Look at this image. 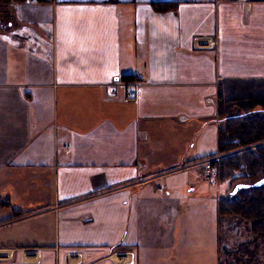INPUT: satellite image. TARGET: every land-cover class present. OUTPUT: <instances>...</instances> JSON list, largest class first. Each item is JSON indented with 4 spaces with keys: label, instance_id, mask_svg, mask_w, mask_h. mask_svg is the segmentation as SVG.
<instances>
[{
    "label": "crops",
    "instance_id": "obj_1",
    "mask_svg": "<svg viewBox=\"0 0 264 264\" xmlns=\"http://www.w3.org/2000/svg\"><path fill=\"white\" fill-rule=\"evenodd\" d=\"M0 12V264H223L178 232L172 176L220 156V82L264 79V0Z\"/></svg>",
    "mask_w": 264,
    "mask_h": 264
},
{
    "label": "trees",
    "instance_id": "obj_2",
    "mask_svg": "<svg viewBox=\"0 0 264 264\" xmlns=\"http://www.w3.org/2000/svg\"><path fill=\"white\" fill-rule=\"evenodd\" d=\"M174 4L152 2L158 10L171 9ZM121 80L134 81L136 77L125 75ZM217 115L220 157L212 162L216 179L235 182L227 198L217 199V213L252 221L250 231L261 235L264 248V182L256 185L264 179V79L222 80L218 86Z\"/></svg>",
    "mask_w": 264,
    "mask_h": 264
},
{
    "label": "rangeland",
    "instance_id": "obj_3",
    "mask_svg": "<svg viewBox=\"0 0 264 264\" xmlns=\"http://www.w3.org/2000/svg\"><path fill=\"white\" fill-rule=\"evenodd\" d=\"M3 2L0 0V5ZM5 21V15L0 12V22ZM198 162L192 165L198 169L193 168L189 174L191 185L184 186L179 176H172L178 177V197L181 200L178 207V232L188 234L187 243L191 244L190 247L208 252L215 249L229 252L222 256L225 259L223 264H264L262 237L251 233L252 221L235 215L219 216L217 213V199L227 198L235 182L228 178L217 180L216 171L207 180ZM180 168H183L182 165ZM211 258L198 257L200 262L206 259L209 262Z\"/></svg>",
    "mask_w": 264,
    "mask_h": 264
},
{
    "label": "built area",
    "instance_id": "obj_4",
    "mask_svg": "<svg viewBox=\"0 0 264 264\" xmlns=\"http://www.w3.org/2000/svg\"><path fill=\"white\" fill-rule=\"evenodd\" d=\"M126 94L128 95V98H131L133 96V93L131 91H128ZM217 158L218 157L215 156L209 159H203L202 161L197 163V165L201 167V173L207 180H209V178H212L215 175V170L213 168L212 162Z\"/></svg>",
    "mask_w": 264,
    "mask_h": 264
},
{
    "label": "water",
    "instance_id": "obj_5",
    "mask_svg": "<svg viewBox=\"0 0 264 264\" xmlns=\"http://www.w3.org/2000/svg\"><path fill=\"white\" fill-rule=\"evenodd\" d=\"M262 182H264V179H261L260 181H258V182L256 183V185H257V184H260V183H262Z\"/></svg>",
    "mask_w": 264,
    "mask_h": 264
}]
</instances>
